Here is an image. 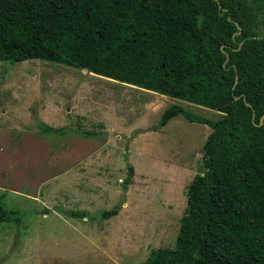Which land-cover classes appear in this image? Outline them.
Returning a JSON list of instances; mask_svg holds the SVG:
<instances>
[{
    "label": "trees",
    "instance_id": "trees-1",
    "mask_svg": "<svg viewBox=\"0 0 264 264\" xmlns=\"http://www.w3.org/2000/svg\"><path fill=\"white\" fill-rule=\"evenodd\" d=\"M257 10L264 15V0H0V61L58 62L223 112L214 120L176 102L152 126L183 114L210 131L205 171L187 187L175 245L153 249L142 264H264V35ZM38 126L44 135L73 132ZM127 162L125 196L113 208L59 210L76 218L118 214L133 173ZM7 220L20 224L21 212L0 202V223Z\"/></svg>",
    "mask_w": 264,
    "mask_h": 264
},
{
    "label": "rangeland",
    "instance_id": "rangeland-1",
    "mask_svg": "<svg viewBox=\"0 0 264 264\" xmlns=\"http://www.w3.org/2000/svg\"><path fill=\"white\" fill-rule=\"evenodd\" d=\"M175 103L58 62L0 61V202L22 216L0 223V264H142L153 249L174 246L210 131L183 114L152 128ZM180 103L214 120L223 114ZM42 123L73 132L44 135ZM127 161L133 173L118 214L59 210L113 208L125 196Z\"/></svg>",
    "mask_w": 264,
    "mask_h": 264
},
{
    "label": "water",
    "instance_id": "water-1",
    "mask_svg": "<svg viewBox=\"0 0 264 264\" xmlns=\"http://www.w3.org/2000/svg\"><path fill=\"white\" fill-rule=\"evenodd\" d=\"M241 32V28H240V30H239V33ZM85 71H87L86 69H85ZM238 81V76L236 77V82ZM237 98H239V96H237ZM248 104H250V103H248ZM264 119V115L262 116V120Z\"/></svg>",
    "mask_w": 264,
    "mask_h": 264
},
{
    "label": "crops",
    "instance_id": "crops-1",
    "mask_svg": "<svg viewBox=\"0 0 264 264\" xmlns=\"http://www.w3.org/2000/svg\"><path fill=\"white\" fill-rule=\"evenodd\" d=\"M157 93V92H156ZM162 95H164V94H162ZM165 96H167V95H165ZM172 98V97H171ZM176 102L178 101V102H181V101H183V100H180V99H175V98H173ZM165 127V126H164Z\"/></svg>",
    "mask_w": 264,
    "mask_h": 264
}]
</instances>
